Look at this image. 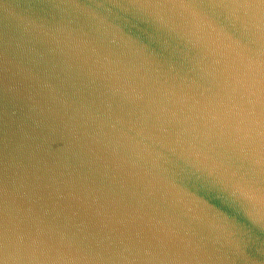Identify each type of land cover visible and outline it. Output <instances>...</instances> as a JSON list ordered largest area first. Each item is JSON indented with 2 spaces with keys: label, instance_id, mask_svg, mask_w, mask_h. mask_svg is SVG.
<instances>
[{
  "label": "water",
  "instance_id": "95a60500",
  "mask_svg": "<svg viewBox=\"0 0 264 264\" xmlns=\"http://www.w3.org/2000/svg\"><path fill=\"white\" fill-rule=\"evenodd\" d=\"M0 264H264V0H0Z\"/></svg>",
  "mask_w": 264,
  "mask_h": 264
}]
</instances>
